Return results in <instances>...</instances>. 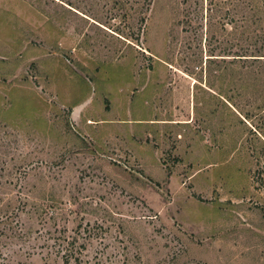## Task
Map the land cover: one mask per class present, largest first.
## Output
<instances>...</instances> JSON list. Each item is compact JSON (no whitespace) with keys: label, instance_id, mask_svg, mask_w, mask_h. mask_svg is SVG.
<instances>
[{"label":"rangeland","instance_id":"obj_1","mask_svg":"<svg viewBox=\"0 0 264 264\" xmlns=\"http://www.w3.org/2000/svg\"><path fill=\"white\" fill-rule=\"evenodd\" d=\"M264 0H0V264H264Z\"/></svg>","mask_w":264,"mask_h":264},{"label":"trees","instance_id":"obj_2","mask_svg":"<svg viewBox=\"0 0 264 264\" xmlns=\"http://www.w3.org/2000/svg\"><path fill=\"white\" fill-rule=\"evenodd\" d=\"M262 57H264V55H262Z\"/></svg>","mask_w":264,"mask_h":264}]
</instances>
